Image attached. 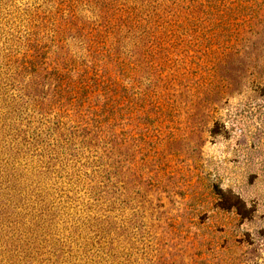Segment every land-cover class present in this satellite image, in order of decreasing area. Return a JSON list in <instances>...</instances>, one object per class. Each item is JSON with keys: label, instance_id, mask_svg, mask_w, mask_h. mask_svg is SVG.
<instances>
[{"label": "rangeland", "instance_id": "1", "mask_svg": "<svg viewBox=\"0 0 264 264\" xmlns=\"http://www.w3.org/2000/svg\"><path fill=\"white\" fill-rule=\"evenodd\" d=\"M0 264H264V0H0Z\"/></svg>", "mask_w": 264, "mask_h": 264}]
</instances>
